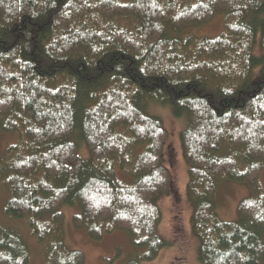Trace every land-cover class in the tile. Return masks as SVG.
Listing matches in <instances>:
<instances>
[{
    "label": "trees",
    "instance_id": "trees-1",
    "mask_svg": "<svg viewBox=\"0 0 264 264\" xmlns=\"http://www.w3.org/2000/svg\"><path fill=\"white\" fill-rule=\"evenodd\" d=\"M216 15L218 36L184 34ZM153 104L187 119L199 262L264 264V0H0V131L18 136L0 155L5 216L26 221L43 264H85L60 231L67 207L90 238L122 230L155 259L173 179ZM223 182L249 187L233 221ZM31 261L0 221V264Z\"/></svg>",
    "mask_w": 264,
    "mask_h": 264
},
{
    "label": "rangeland",
    "instance_id": "rangeland-1",
    "mask_svg": "<svg viewBox=\"0 0 264 264\" xmlns=\"http://www.w3.org/2000/svg\"><path fill=\"white\" fill-rule=\"evenodd\" d=\"M223 20L222 15H216L209 23L188 28L184 34L197 38L218 36L223 31ZM149 110L163 120V126L168 133L165 162L171 171L173 193L170 196H162L157 203L162 212L158 231L169 245L153 260L140 259L144 248L134 246L126 232L115 231L100 240L92 239L85 230L75 226L72 217L76 210L64 208L65 220L60 229L64 242L70 249L79 250L84 254L85 264H127L134 258L140 259L142 264H201L197 257L198 240L191 227L192 206L187 196L189 167L184 160L180 140V133L187 126V119L175 117L170 108L158 104H153ZM17 141L18 136L0 131V155L8 145ZM81 154L87 157L86 149L82 145ZM260 182L264 186V173ZM7 196V191L0 188V221L13 226L24 235L32 252L31 264H43L46 247L38 244L32 237L26 221L5 216L4 204ZM248 196L249 187L244 184L221 183L218 192V211L221 218L227 221L235 220L238 204Z\"/></svg>",
    "mask_w": 264,
    "mask_h": 264
},
{
    "label": "bare ground",
    "instance_id": "bare-ground-1",
    "mask_svg": "<svg viewBox=\"0 0 264 264\" xmlns=\"http://www.w3.org/2000/svg\"><path fill=\"white\" fill-rule=\"evenodd\" d=\"M41 249V248H40Z\"/></svg>",
    "mask_w": 264,
    "mask_h": 264
}]
</instances>
